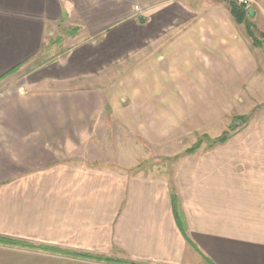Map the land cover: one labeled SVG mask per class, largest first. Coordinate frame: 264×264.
Instances as JSON below:
<instances>
[{"label": "crops", "instance_id": "1", "mask_svg": "<svg viewBox=\"0 0 264 264\" xmlns=\"http://www.w3.org/2000/svg\"><path fill=\"white\" fill-rule=\"evenodd\" d=\"M181 6L147 8L141 29L132 0H0V236L62 251L0 244V264H115L69 252L264 264V117L247 140L178 158L171 176L131 171L132 160L130 170L101 163L103 115L160 146L167 134L229 114L254 75L255 57L227 6L212 3L194 19ZM64 25L94 40L54 65L61 79L97 76L135 43L178 31L119 81L45 92L8 85Z\"/></svg>", "mask_w": 264, "mask_h": 264}, {"label": "rangeland", "instance_id": "2", "mask_svg": "<svg viewBox=\"0 0 264 264\" xmlns=\"http://www.w3.org/2000/svg\"><path fill=\"white\" fill-rule=\"evenodd\" d=\"M160 1L163 0H132L133 20L138 28H148L147 22L141 21L143 24L140 23V16L144 15L147 8L152 7ZM179 1L183 4L181 6L183 7V11H191V16H193L191 19H194L196 15L205 11L212 3L228 7V0ZM238 1L244 3L246 1L248 8H253L254 13L250 15V19L259 29L263 30L264 5L259 4L257 0ZM194 12L196 13L195 15ZM183 25H181V28ZM75 26L77 25L70 27ZM68 27V25L54 27L53 35L45 38L44 48L38 58L12 75L7 81L8 85L15 84L16 87L21 86V88L29 92H45L55 89L91 87L95 84H102L105 80L110 82V78L119 81L123 73L138 66L151 52L160 50L165 42H168L178 31V26L175 25L159 40L155 37L151 39L150 43L142 44V41L141 43H135L132 46L133 51L129 52L128 57H125L126 54L117 53L115 55L117 59V64L114 65L115 68L100 70L97 76L90 74L76 79H61L53 74L54 65L60 64L61 60L68 56L76 47L87 45L94 40V38L92 39L84 33L78 37L76 36L77 33L75 35H68L65 32ZM237 28L247 48L255 57L256 69L254 75L245 82L246 84L239 92V100H237L229 114L221 116L210 126L201 127L194 132L184 130L179 134L176 131L173 132L175 136L171 138V135L167 134L162 140L164 144L162 145L161 143L160 146L147 144L145 142L147 140L143 141L144 139L136 133L134 135L125 134L121 121L105 114L101 117L100 132L102 145L107 147V149L101 148L102 154L100 157L102 156L101 163L103 165L121 170H130V166L127 163L128 160H132L138 164H135L131 168V171H143L146 173L162 172L171 176L176 166L175 161L188 155L185 153L186 150L199 139H202L203 143L195 153L219 146V144L213 147L210 145L215 138L221 135L228 136V141L247 140L249 138L248 135H251L252 127L260 118L264 117V48L252 45V40L246 35L244 25L237 24ZM58 38H61V40H58ZM128 48L131 49L130 47ZM240 116H245V118L239 119ZM105 138H109V143Z\"/></svg>", "mask_w": 264, "mask_h": 264}, {"label": "trees", "instance_id": "3", "mask_svg": "<svg viewBox=\"0 0 264 264\" xmlns=\"http://www.w3.org/2000/svg\"><path fill=\"white\" fill-rule=\"evenodd\" d=\"M227 4H228L229 12H230L231 16L233 17V19L235 20V22L239 25H244L246 35L252 40V45L254 47H258V48H264V29L263 30L259 29L258 26L255 25L251 21L250 13L248 11V6L246 5V3L240 2L238 0H228ZM80 29H81L80 26L68 27L67 31H65V32L68 35H75ZM58 40H61V38H58ZM38 56L35 59H37ZM12 71H14V70H11V72ZM242 117L245 118V116H240L239 119ZM206 136H208V135H206ZM228 140H229L228 136L221 135V136H218L217 138H215L210 146L213 147V146H216L218 144L225 143ZM202 143H203V140L199 139L193 146L188 148L185 153H187V154L195 153L197 151V149H199V147L202 145ZM174 204H175V208H176V206H177L176 199H175ZM0 244L13 245V246L21 245V246H27V247H31V248L48 250L51 252H62V251L56 249L55 247H48V246H38L37 247L33 244H29V243L21 242L18 240H14L12 238L1 237V236H0ZM69 253L73 256L83 257V258L92 259V260H96V261H104L107 263L144 264V263L135 262V261L130 260V259L113 258V257L103 256V255H93L90 253H81V252L80 253L79 252H69Z\"/></svg>", "mask_w": 264, "mask_h": 264}, {"label": "water", "instance_id": "4", "mask_svg": "<svg viewBox=\"0 0 264 264\" xmlns=\"http://www.w3.org/2000/svg\"><path fill=\"white\" fill-rule=\"evenodd\" d=\"M248 11H249L250 15H252L254 13L253 8H251V7L248 8ZM141 21H144V18H141Z\"/></svg>", "mask_w": 264, "mask_h": 264}, {"label": "built area", "instance_id": "5", "mask_svg": "<svg viewBox=\"0 0 264 264\" xmlns=\"http://www.w3.org/2000/svg\"><path fill=\"white\" fill-rule=\"evenodd\" d=\"M245 3H246V1H245Z\"/></svg>", "mask_w": 264, "mask_h": 264}]
</instances>
